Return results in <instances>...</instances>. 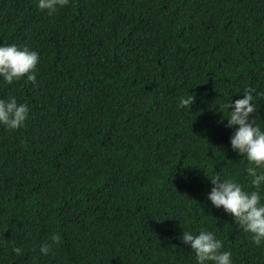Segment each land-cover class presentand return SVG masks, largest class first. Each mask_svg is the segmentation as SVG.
Masks as SVG:
<instances>
[{"label": "trees", "instance_id": "trees-1", "mask_svg": "<svg viewBox=\"0 0 264 264\" xmlns=\"http://www.w3.org/2000/svg\"><path fill=\"white\" fill-rule=\"evenodd\" d=\"M0 43L40 54L34 83L0 81L29 107L0 126V264H195L183 228L264 264L206 200L207 176L252 190L219 111L253 88L264 128V0H0Z\"/></svg>", "mask_w": 264, "mask_h": 264}, {"label": "clouds", "instance_id": "clouds-1", "mask_svg": "<svg viewBox=\"0 0 264 264\" xmlns=\"http://www.w3.org/2000/svg\"><path fill=\"white\" fill-rule=\"evenodd\" d=\"M39 10L53 15L65 7L69 0H35ZM40 59L37 50L15 43H0V81L11 84L22 78L26 82H35L36 68ZM255 89L245 87L242 94L222 105L219 111L221 120L226 121L225 127L233 129L229 137V147L246 162L243 171L250 179L252 190L246 191L234 178H219L216 175L207 176L212 187L206 195V200L217 209L232 217L235 225L249 234L251 241L260 245L264 243V128L250 119L254 113L253 92ZM257 96L262 93L257 92ZM193 95L188 91L178 97L177 107H186L193 103ZM224 109L227 111L225 112ZM29 115V107L24 102H18L16 96L0 97V126L6 130H15L24 125ZM179 239L191 249L195 264H232L230 250L213 231L201 228L195 234L183 228ZM59 240L53 233L50 242L42 243L39 251L47 254ZM13 254L20 253L21 248L13 246Z\"/></svg>", "mask_w": 264, "mask_h": 264}]
</instances>
